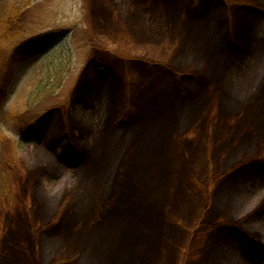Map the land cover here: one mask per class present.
<instances>
[{"label":"rangeland","instance_id":"374dc122","mask_svg":"<svg viewBox=\"0 0 264 264\" xmlns=\"http://www.w3.org/2000/svg\"><path fill=\"white\" fill-rule=\"evenodd\" d=\"M146 1L0 0V264H264V172L247 167L264 157V95H250L264 80V0H249L259 13ZM36 31L49 46L13 57ZM116 182L131 198L113 188L96 223L103 200L65 210L75 186Z\"/></svg>","mask_w":264,"mask_h":264},{"label":"trees","instance_id":"16d2710c","mask_svg":"<svg viewBox=\"0 0 264 264\" xmlns=\"http://www.w3.org/2000/svg\"><path fill=\"white\" fill-rule=\"evenodd\" d=\"M149 0H147L145 3H148ZM209 2V1H208ZM208 2H205L202 8V11H200L199 13L202 15L204 13H206L205 11L208 8ZM196 3V2H195ZM229 3V2H228ZM229 5L231 6H238L240 7L243 11H249L250 13H259L261 11V9L263 7H261L260 5L262 4H257V1L255 2H251L249 0H245L243 2L241 1H237V2H231ZM188 9V8H187ZM187 9L185 8L184 10L187 11ZM23 16H19L18 12H13L11 15H7L6 18H4L5 20V24H11L12 26L9 27V29L11 30V32H9V38H12V36H14V40L16 39H20L23 35L18 37V32H16V28L19 24H23V20L21 19ZM103 17V22L102 24H106V16L102 15ZM232 20L234 21H238L236 18H232ZM246 24V23H244ZM252 24V22H247V26H250ZM111 27V26H110ZM110 31L113 30V28H108ZM26 32V31H25ZM42 31H36L33 32L31 34H27L25 35L24 38H22L21 42L17 45V47H15L12 56H21L23 57V60H26L27 58H33L35 57V55L39 54L40 52L44 51V49L49 46V44L51 43L50 40L45 39L42 40V38L40 39L39 42V38L42 35ZM231 42L233 45L237 46L235 44V41L233 39H231ZM4 47V43L0 42V60H1V55L3 52L2 48ZM148 53L153 54L155 56L160 57V55L164 52L161 48H148ZM5 59V57H4ZM4 59L2 58V62H4ZM128 59V58H126ZM180 60V59H179ZM264 82V80H259L258 82L255 83L253 90L250 92L251 93L255 90L256 86L258 85L257 83L260 82ZM4 83H5V77L2 75V73H0V108H2L7 99H8V92L6 89H4ZM159 87V86H158ZM230 92V90L227 91V93H224V101L226 99V96L228 95V93ZM230 94V93H229ZM264 95V93H263ZM263 96H261L262 98ZM227 109L228 106H226ZM44 116V113L37 115L29 120L26 121V123L24 124V126L20 129V135L21 137H26L29 136V134L31 133L32 130V126L34 124H36L39 120H41ZM241 138V137H240ZM238 142V141H236ZM235 142V143H236ZM69 147H70V155H68V157H70L71 160H73L75 158V156L77 155V151L75 146L72 143H69ZM64 154L66 155V152H64ZM159 155V154H158ZM152 161L148 162V163H153V159H151ZM247 167L250 171H252V173L261 171L264 172V157L263 158H258L255 160H251L249 163H247ZM136 174L133 175V179L136 178L135 176ZM139 185V190L144 192V193H148V189L150 188L149 184L151 181L153 180H148L147 176L145 175L144 179L142 178L141 180H135ZM157 182V180H155V183ZM118 187H116L115 184H110L109 186H107L108 184H101L99 186L94 187L92 190L90 189H86L83 190L82 188H79L77 186L74 187V189L67 191L66 196H68V200L65 202V204H67L65 210H67V207L71 209L72 206L79 204L78 202L80 200L83 199H87V204H92L93 202L95 203H99V200H106L107 198H109L111 196V194L114 193V189L116 191H121V189L123 190V193L126 191V194H128V196L131 198V194H130V190L129 188L126 186L128 183H121V182H116ZM154 181H153V186L155 185ZM114 188V189H113ZM116 195V194H115ZM114 195V196H115ZM125 195V194H124ZM151 198H149L150 200ZM104 200L97 206L96 208V212L94 213V222L96 223L97 221H99L100 219L99 216L104 215V214H108L109 211V206L105 205ZM145 208V207H143ZM102 219V218H101ZM126 220V219H125ZM56 221L54 220L53 223H55ZM45 226V225H44ZM48 227V226H45ZM41 230L43 228H40ZM255 251H260V248H257ZM62 262V261H60Z\"/></svg>","mask_w":264,"mask_h":264},{"label":"bare ground","instance_id":"6f19581e","mask_svg":"<svg viewBox=\"0 0 264 264\" xmlns=\"http://www.w3.org/2000/svg\"><path fill=\"white\" fill-rule=\"evenodd\" d=\"M255 90L251 93V99L255 100L257 98H261L264 93V82L257 83Z\"/></svg>","mask_w":264,"mask_h":264}]
</instances>
